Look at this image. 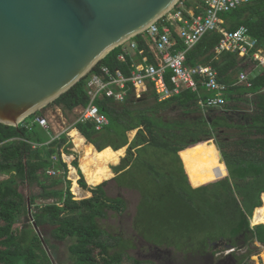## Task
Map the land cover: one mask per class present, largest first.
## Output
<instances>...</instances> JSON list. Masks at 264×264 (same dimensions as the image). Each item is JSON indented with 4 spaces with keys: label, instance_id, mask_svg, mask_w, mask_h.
<instances>
[{
    "label": "trees",
    "instance_id": "16d2710c",
    "mask_svg": "<svg viewBox=\"0 0 264 264\" xmlns=\"http://www.w3.org/2000/svg\"><path fill=\"white\" fill-rule=\"evenodd\" d=\"M221 16L228 29L244 24L248 26L250 35L257 40L258 46L264 45V0H252ZM167 22L171 25V20ZM175 38L174 50H185L187 47L184 42L177 36ZM221 38L218 32L206 33L195 46L186 51L185 66L212 65L218 71L219 81L229 87L225 109L201 107L199 100L209 96L203 87L199 91L184 90L164 101H159L155 92L150 91L141 98L129 96L122 103L106 97L99 99L97 104L100 110L110 120V124L101 131H97L90 121H76L72 126L99 150L107 146L119 149L129 145L126 157L113 168L116 172L122 171L119 181L129 184L130 181L122 176L139 162H143L148 173L154 175L157 182L153 191L143 187V204L151 206L154 205L153 202H162L169 197L178 213L187 215L185 218L182 214L184 223L198 227V231L203 232V238L192 254L199 256L205 264H212L209 252L213 255L229 249H242L248 245L257 249L256 243L264 245V68H258L251 56L240 59L231 52L216 55L214 50ZM132 40L137 42L138 48L132 54H127L125 61L119 59L123 51L120 45L101 59L91 72L107 66L111 70L119 69L129 74L132 57L138 61L148 57L150 62H154L146 33H140ZM140 50L142 54L139 53ZM238 72L250 74V86L246 84L241 90L240 86L234 84V76ZM89 74L53 102L25 118L18 126L0 122V264H53L45 246L50 249L53 247L50 239L72 240L69 245L71 264H125L123 252H112L118 245L117 237L99 224V219L105 218L109 210H123L124 198L108 196L104 188L108 180L89 187L78 160L74 159L72 165L80 176L79 185L91 192V196L77 199L71 192L72 181L67 179L68 164L61 156L63 151L72 153L67 146V135L62 134L51 140L47 131L35 122L37 117L45 116L51 106L73 111L80 105H86ZM237 93L258 95L257 110L247 126L235 124L236 116L229 113L228 100ZM134 102L137 104L134 105ZM172 105L186 109L195 107L205 112L191 123L164 122L161 112ZM236 126L245 129V138L240 141L241 148L228 150L215 134L222 128ZM134 130L137 133L129 141L128 133ZM212 138H216L215 143L229 170L228 177L214 183L205 185L203 180L196 177L188 180L183 165L177 172L181 175L178 177L173 171L169 174L164 172V168L163 171L155 169L146 160L144 150L148 146L170 153L180 163V155L185 160L189 155L192 157L190 163H194L196 168L192 167L188 173L191 175V172H203L204 182H209L217 175L210 166L212 163L207 164L204 158L209 157L219 163L217 156L220 153L216 155L208 151L204 155L201 153L202 148L191 144ZM54 156L58 157V161H54ZM49 168L63 170L64 173L51 176L47 173ZM180 180L188 183V186L184 187ZM196 180L204 185L192 187L189 181ZM21 183L37 184L41 187V192L27 199L19 189ZM64 183H67L66 187L62 186ZM160 183L164 185V192L156 195ZM169 186L174 188L170 190ZM38 198L45 202L37 203ZM177 200L183 201L187 208H177L174 205ZM29 203L32 211L30 224L15 227L16 219L28 212ZM252 219L258 220L256 226L251 225ZM253 254V251L249 252L238 260L244 263ZM127 258L131 261L130 264H152L149 260L132 256Z\"/></svg>",
    "mask_w": 264,
    "mask_h": 264
},
{
    "label": "water",
    "instance_id": "95a60500",
    "mask_svg": "<svg viewBox=\"0 0 264 264\" xmlns=\"http://www.w3.org/2000/svg\"><path fill=\"white\" fill-rule=\"evenodd\" d=\"M177 2L0 0V122L18 126Z\"/></svg>",
    "mask_w": 264,
    "mask_h": 264
},
{
    "label": "rangeland",
    "instance_id": "374dc122",
    "mask_svg": "<svg viewBox=\"0 0 264 264\" xmlns=\"http://www.w3.org/2000/svg\"><path fill=\"white\" fill-rule=\"evenodd\" d=\"M195 1L196 0H188V3L191 4ZM126 43H129V41ZM240 75L241 72L235 74L234 84L240 86V89L242 90L246 83L241 81ZM248 75L250 76V74ZM231 97L232 99L228 100L227 106L230 110L229 113L236 116L235 124L238 125L241 121L249 122L251 116L257 110L256 101L258 100V95L237 93ZM136 104L137 102H134V105ZM204 112L199 111V109L195 107L186 109L172 105L171 107L163 110L161 112V116L164 122L180 121L184 123H191L198 120ZM78 115V111H68L63 110L58 106H51L45 116L47 117L50 125L49 132H46L50 139H52V137L58 138L60 135L66 134L68 137L67 146L70 151H72L71 154L66 153V155L69 159L71 157V159H77L79 162L81 152L75 149L73 138L70 135V130L75 124ZM244 118L246 120H244ZM132 133L133 137H131ZM135 133H137V130H134V132L130 131L128 133L129 141L134 139L136 135ZM215 135L228 150H234L236 148H241L240 141L245 138V129L243 130L238 126L234 128H222L220 131L216 132ZM215 141L216 138H212L191 144L195 147L202 148L201 153L208 151L216 155L217 153H220L217 156L219 163H215L209 157L204 158L207 164L212 163L210 166L214 168L215 171L213 173L217 175L209 182L206 180L204 182L205 173L203 172H191V175L188 173L192 167L193 169L196 168L195 165L193 166L194 163H190V158L192 157L189 155L185 157L186 160L180 155L182 161L181 164L180 162H177L170 153L162 150H156L148 146L144 151L145 154H147V162L151 163L155 169L163 171L164 168V172L167 171V173L170 174V172L173 171L178 177H180L181 175H178L177 172L180 171V168L183 165L184 172L187 174L188 180H192V178L196 177L199 180H203L205 185H208L224 179L229 175L227 165L221 159V152ZM127 150L124 157H126L128 153ZM133 152L134 156H136L137 153L135 152V149H133ZM205 154L206 153H204V155ZM124 157H122V159ZM117 165H112V169ZM147 170L148 169H146L144 163L139 162L131 171L126 172L122 176V178L127 179L130 183L122 184L119 181V175L122 171L116 172L113 169L114 176L108 180L109 182L104 187L109 197L116 198L121 196L125 200V207L122 211L116 212L109 210L105 218L99 219L100 226L118 239V245L115 249H112V252H123L126 257L125 264H130L131 262L128 260V256L141 260H149L152 264H205L204 261L200 260L199 256L192 254L194 250L198 248L199 240L203 238V232L198 231V227L189 226L184 223L187 215L182 213L185 215L184 218L182 214H179L177 211L178 209H176V207L172 205V202L169 201V197L163 199L162 202H153L154 205L152 204L151 206L143 204L145 199L143 187H147L153 191L154 188H156L155 184H157L154 180V175H150ZM63 173L64 171L61 170L59 175H63ZM70 173L71 172L68 168L67 179L72 180ZM0 179H2V176H0ZM180 183L184 187L188 186V183L186 184L181 180ZM189 183L192 187H200L204 185L202 183L199 184L197 180L194 182L189 181ZM62 186L66 187L67 183H64ZM88 186L92 187L89 184ZM172 187L169 186L168 189L171 190ZM19 189L27 199L30 196L41 192V187L37 184L31 185L29 183H21L19 185ZM163 190L164 185L160 183L157 186V191L155 192L156 195L163 193ZM72 191L71 185V192ZM83 191L84 193L81 196L82 198L91 196L85 193L87 190L83 189ZM81 197L76 195L77 199H82ZM43 202L45 201L41 198L37 199V203ZM174 205L177 206V208H187L181 200H177ZM29 219L30 215L28 210L27 213L20 215L16 219L15 227L21 228L28 226L30 224ZM255 220L256 219H252L251 225L256 226V223L258 222ZM186 227L189 230H187ZM49 242L53 245V247L50 249L47 245L45 246L53 264H71L69 245L72 243V240L68 239L66 241H57L50 239ZM176 243L181 244L178 245ZM256 245L258 246L257 249H254L252 245H248L242 249H229L224 252H217L213 255L209 252L208 257L212 260V264H264V245H261L260 243H256ZM252 251L254 254L248 257L246 262L241 263L238 260L239 257Z\"/></svg>",
    "mask_w": 264,
    "mask_h": 264
},
{
    "label": "built area",
    "instance_id": "2783aa9c",
    "mask_svg": "<svg viewBox=\"0 0 264 264\" xmlns=\"http://www.w3.org/2000/svg\"><path fill=\"white\" fill-rule=\"evenodd\" d=\"M251 1L196 0L190 5L188 0H178L173 9L142 32L146 33L149 52L154 62H150L148 57L142 61L132 57L129 74L119 69L111 70L107 66L90 72L86 84L88 103L74 109L79 113L76 121H90L97 131H101L110 124V120L100 110L97 104L99 99L106 97L122 103L129 96L141 98L150 91L155 92L159 101H164L184 90L199 91L200 87H203L209 96L206 99L201 98L199 105L203 108H224L228 85L219 81L218 71L212 65L186 67V51L195 46L206 33L218 32L222 38L215 47L216 55L231 52L242 59L251 56L258 68H264V45L258 46L257 40L250 35L248 26L244 24L235 29H228L225 19L221 16ZM168 20H171V25ZM175 36L184 42L187 47L185 50H174ZM121 46V61H125L126 55L132 54V51L138 48L137 42L132 39ZM139 53L142 54V51ZM240 79L248 86L251 85L248 74L241 72ZM35 122L49 132L50 125L46 116L37 117ZM56 138L52 137L51 140ZM61 156L71 172L73 159H69L64 151ZM53 159L58 161L57 156ZM47 173L56 176L60 171L49 168ZM79 178L80 176L77 180ZM73 194L76 197L74 192Z\"/></svg>",
    "mask_w": 264,
    "mask_h": 264
},
{
    "label": "bare ground",
    "instance_id": "6f19581e",
    "mask_svg": "<svg viewBox=\"0 0 264 264\" xmlns=\"http://www.w3.org/2000/svg\"><path fill=\"white\" fill-rule=\"evenodd\" d=\"M70 135L73 138L75 149L81 152L79 166L87 183L90 186L95 187L106 180H110L114 176L112 165L120 163L122 157L126 154L127 147L124 146L119 149H113L112 146H107L104 149L99 150L94 144H92V142H87L83 134H81L76 128L70 130ZM131 137H133V133ZM78 176L77 169L72 166L70 173V177L73 180L72 190L78 197H81L84 191L78 183ZM85 193L90 195V191H86ZM255 221L258 222V220Z\"/></svg>",
    "mask_w": 264,
    "mask_h": 264
},
{
    "label": "crops",
    "instance_id": "0c3cea01",
    "mask_svg": "<svg viewBox=\"0 0 264 264\" xmlns=\"http://www.w3.org/2000/svg\"><path fill=\"white\" fill-rule=\"evenodd\" d=\"M190 4V3H189ZM193 3H191L190 5H192ZM248 95H251V94H248ZM254 95H256V94H254ZM244 120H246L245 118H244ZM240 124H243V125H245V126H247L248 124H249V122H247V121H241V122H239V125ZM72 129V128H71ZM90 195H91V192H90Z\"/></svg>",
    "mask_w": 264,
    "mask_h": 264
},
{
    "label": "flooded vegetation",
    "instance_id": "af4514ba",
    "mask_svg": "<svg viewBox=\"0 0 264 264\" xmlns=\"http://www.w3.org/2000/svg\"><path fill=\"white\" fill-rule=\"evenodd\" d=\"M192 152L194 151V149L193 150H191Z\"/></svg>",
    "mask_w": 264,
    "mask_h": 264
}]
</instances>
